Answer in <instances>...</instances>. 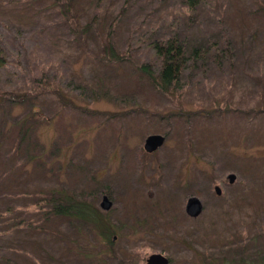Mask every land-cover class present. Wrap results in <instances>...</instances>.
I'll use <instances>...</instances> for the list:
<instances>
[{
	"label": "rangeland",
	"instance_id": "obj_1",
	"mask_svg": "<svg viewBox=\"0 0 264 264\" xmlns=\"http://www.w3.org/2000/svg\"><path fill=\"white\" fill-rule=\"evenodd\" d=\"M201 1L75 0L68 21L54 0H0V264H264V0ZM172 35L221 55L163 93L138 67ZM49 190L104 215L112 244L50 218Z\"/></svg>",
	"mask_w": 264,
	"mask_h": 264
},
{
	"label": "trees",
	"instance_id": "obj_2",
	"mask_svg": "<svg viewBox=\"0 0 264 264\" xmlns=\"http://www.w3.org/2000/svg\"><path fill=\"white\" fill-rule=\"evenodd\" d=\"M54 1L57 2L58 5L62 6V11L66 15L67 20L71 21V13L75 5V0ZM201 2V0H185V5L187 6V10H193L195 7H198ZM89 27L90 26L86 25L85 29L87 28L89 30ZM104 43V47L102 48V52L104 54L103 56L105 59H108L109 62L121 60L123 59L122 57H125V53L121 54L113 50L109 38H106ZM225 44L227 45L228 42H225ZM227 48L228 47L225 46L222 51L225 52L226 57H230L231 52ZM149 49L158 61L154 66L156 70L152 72V68H150L147 64H142L138 67V71L143 74L157 90L163 93L168 92L172 87H174L182 74L190 67H194L198 61L203 60L205 56L214 55V58H219L221 55L219 54L216 45H214V51H217L216 54H213L214 51H212V53L210 51L207 52L200 46L192 48L188 54L187 47L184 43L178 40L176 35H172L170 38H166L161 41H151L149 43ZM6 64L7 60L0 47V70L3 69ZM60 99L63 101L62 97H60ZM62 103L71 105L66 101H63ZM29 130L30 127H27L26 130H24V136L19 139L18 146L24 143V137H26ZM39 198L40 202L45 203L46 206L50 207L48 210L50 218H73L76 221L88 225L96 231L101 239L106 240L107 244H112L111 235L115 233V229L110 221H108L104 215L97 212L94 207H91L83 201H75L73 197L65 191L58 192L56 190H49L46 194H44V196L41 195ZM40 202L33 204L30 207L36 208L39 212V206L41 205ZM86 257L89 259L94 258L96 260V253H94L92 249H87Z\"/></svg>",
	"mask_w": 264,
	"mask_h": 264
},
{
	"label": "water",
	"instance_id": "obj_3",
	"mask_svg": "<svg viewBox=\"0 0 264 264\" xmlns=\"http://www.w3.org/2000/svg\"><path fill=\"white\" fill-rule=\"evenodd\" d=\"M165 141V138L160 135H150L146 138L144 142V151L147 153H152L160 148ZM229 183L232 184L235 181V175H228ZM217 194H220V189L215 187ZM100 208L104 211H108L111 208V202L107 197L103 196L102 203H100ZM202 204L199 199L191 197L186 201V213L192 218L198 217L202 212ZM146 264H169V261L166 257L161 254H153L148 257Z\"/></svg>",
	"mask_w": 264,
	"mask_h": 264
},
{
	"label": "flooded vegetation",
	"instance_id": "obj_4",
	"mask_svg": "<svg viewBox=\"0 0 264 264\" xmlns=\"http://www.w3.org/2000/svg\"><path fill=\"white\" fill-rule=\"evenodd\" d=\"M169 261V260H168Z\"/></svg>",
	"mask_w": 264,
	"mask_h": 264
}]
</instances>
